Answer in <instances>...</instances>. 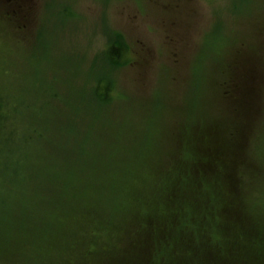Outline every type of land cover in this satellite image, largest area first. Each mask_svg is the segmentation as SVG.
I'll list each match as a JSON object with an SVG mask.
<instances>
[{"label": "rangeland", "instance_id": "rangeland-1", "mask_svg": "<svg viewBox=\"0 0 264 264\" xmlns=\"http://www.w3.org/2000/svg\"><path fill=\"white\" fill-rule=\"evenodd\" d=\"M238 2L0 0V92L24 110L34 137L46 131L53 141L58 133L60 122L41 118L47 106L54 119L59 111L75 116L70 141L82 146V177L157 181L178 153L185 118L191 114L195 130L205 117L238 121L235 73L257 59L264 69V0ZM112 31L122 33L137 66L108 59ZM99 81L109 101H93ZM90 189L86 203H97ZM23 212L12 214L21 220Z\"/></svg>", "mask_w": 264, "mask_h": 264}, {"label": "trees", "instance_id": "trees-1", "mask_svg": "<svg viewBox=\"0 0 264 264\" xmlns=\"http://www.w3.org/2000/svg\"><path fill=\"white\" fill-rule=\"evenodd\" d=\"M121 41L113 38L109 54L125 60ZM234 83L241 118L205 117L195 130L187 116L167 170L135 183L82 177V146L70 141L75 116L59 111L54 119L47 106L41 118L60 122L58 133L34 137L24 110L0 92V180L17 185L0 188V264H264L261 61ZM109 90L99 81L93 101H109ZM88 189L97 203H86Z\"/></svg>", "mask_w": 264, "mask_h": 264}]
</instances>
